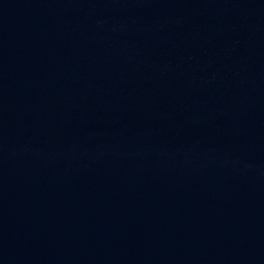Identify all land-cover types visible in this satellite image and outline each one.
Masks as SVG:
<instances>
[{
    "label": "water",
    "instance_id": "95a60500",
    "mask_svg": "<svg viewBox=\"0 0 264 264\" xmlns=\"http://www.w3.org/2000/svg\"><path fill=\"white\" fill-rule=\"evenodd\" d=\"M0 264H264V0H0Z\"/></svg>",
    "mask_w": 264,
    "mask_h": 264
}]
</instances>
